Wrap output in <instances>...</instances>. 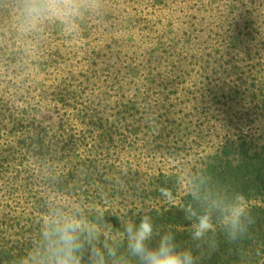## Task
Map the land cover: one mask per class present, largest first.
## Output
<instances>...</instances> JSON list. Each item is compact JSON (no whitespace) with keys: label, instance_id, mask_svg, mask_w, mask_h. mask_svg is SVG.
Segmentation results:
<instances>
[{"label":"trees","instance_id":"16d2710c","mask_svg":"<svg viewBox=\"0 0 264 264\" xmlns=\"http://www.w3.org/2000/svg\"><path fill=\"white\" fill-rule=\"evenodd\" d=\"M71 205L105 240L150 215L197 264H264V0H101L72 35L0 32V264Z\"/></svg>","mask_w":264,"mask_h":264},{"label":"clouds","instance_id":"9594fccd","mask_svg":"<svg viewBox=\"0 0 264 264\" xmlns=\"http://www.w3.org/2000/svg\"><path fill=\"white\" fill-rule=\"evenodd\" d=\"M101 0H0V32L10 28L22 39L39 36L50 25H57L67 35L78 33L88 13L99 11ZM239 204L232 209L225 225L230 239L241 228L245 196L237 194ZM184 218L191 223L190 239L202 241L215 230L207 214L185 208ZM102 213L86 218L77 205L57 206L40 226V243L20 264H197L191 248H181L175 233L159 229L150 215L139 222L122 220L116 240L102 239Z\"/></svg>","mask_w":264,"mask_h":264}]
</instances>
